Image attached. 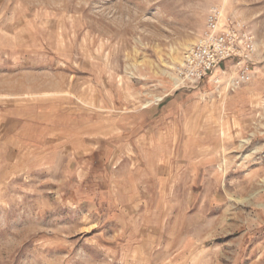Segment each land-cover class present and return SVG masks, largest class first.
I'll use <instances>...</instances> for the list:
<instances>
[{
	"label": "rangeland",
	"instance_id": "1",
	"mask_svg": "<svg viewBox=\"0 0 264 264\" xmlns=\"http://www.w3.org/2000/svg\"><path fill=\"white\" fill-rule=\"evenodd\" d=\"M218 9L250 80L177 83ZM0 264H264V0H0Z\"/></svg>",
	"mask_w": 264,
	"mask_h": 264
},
{
	"label": "built area",
	"instance_id": "2",
	"mask_svg": "<svg viewBox=\"0 0 264 264\" xmlns=\"http://www.w3.org/2000/svg\"><path fill=\"white\" fill-rule=\"evenodd\" d=\"M254 52V37L248 27L218 9L208 15L203 31L183 52L175 81L193 87L218 75L214 83L224 79L233 90L250 80L248 65Z\"/></svg>",
	"mask_w": 264,
	"mask_h": 264
},
{
	"label": "crops",
	"instance_id": "3",
	"mask_svg": "<svg viewBox=\"0 0 264 264\" xmlns=\"http://www.w3.org/2000/svg\"><path fill=\"white\" fill-rule=\"evenodd\" d=\"M38 112H39V113H38L37 117H38V116H40V114H41V112H40V111H38ZM41 116H42V114H41ZM35 118H36V116H35Z\"/></svg>",
	"mask_w": 264,
	"mask_h": 264
}]
</instances>
